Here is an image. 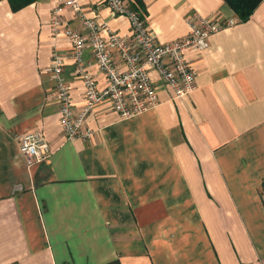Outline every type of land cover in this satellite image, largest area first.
Listing matches in <instances>:
<instances>
[{"label": "crops", "instance_id": "obj_1", "mask_svg": "<svg viewBox=\"0 0 264 264\" xmlns=\"http://www.w3.org/2000/svg\"><path fill=\"white\" fill-rule=\"evenodd\" d=\"M88 17L132 38L104 0H78ZM160 40L188 33L187 17L235 22L186 53L196 87L177 97L153 71L160 102L120 118L108 103L87 118L89 140L60 125L54 52L77 109L85 85L63 28L86 33L66 0L14 11L0 0V264H264V0L239 20L225 0H142ZM93 51L87 69L106 83ZM42 130L50 157L29 166L21 136Z\"/></svg>", "mask_w": 264, "mask_h": 264}, {"label": "built area", "instance_id": "obj_2", "mask_svg": "<svg viewBox=\"0 0 264 264\" xmlns=\"http://www.w3.org/2000/svg\"><path fill=\"white\" fill-rule=\"evenodd\" d=\"M78 15L86 33L71 27L63 28L64 7L56 6L52 15L55 36L67 35L72 42L77 75L85 85V104L77 109L72 98L71 86L63 74L64 57L54 52L50 73L55 80L57 99L60 101V125L71 140H89L94 130L87 125L92 109L108 103L120 118L136 117L151 107H156L159 94L153 71L170 86L177 97L189 95L196 87V72L192 69L187 52L203 50L209 45L211 35L235 21L216 20L199 12H192L186 19L188 33L182 38L162 41L150 29L144 15L132 9L127 0H104L113 14L126 16L131 24L132 38L109 29L93 17L86 16L81 2L66 0ZM90 46L100 71L106 75V83L98 84L97 78L87 69L84 57ZM20 152L29 166L46 161L52 151L44 132L36 130L21 136Z\"/></svg>", "mask_w": 264, "mask_h": 264}, {"label": "trees", "instance_id": "obj_3", "mask_svg": "<svg viewBox=\"0 0 264 264\" xmlns=\"http://www.w3.org/2000/svg\"><path fill=\"white\" fill-rule=\"evenodd\" d=\"M11 5V9L14 11L20 10L21 8H24L25 6L35 2L36 0H8ZM129 6L132 9L136 10V5L130 2V0H127ZM138 3H142V0H135ZM230 7L235 11L234 13L237 14L239 20H247L251 17L252 11L256 9V7L259 5V3L262 0H225ZM138 11V10H137Z\"/></svg>", "mask_w": 264, "mask_h": 264}]
</instances>
